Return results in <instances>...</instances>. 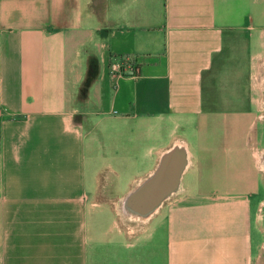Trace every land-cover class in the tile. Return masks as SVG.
I'll return each mask as SVG.
<instances>
[{
  "label": "crops",
  "instance_id": "0c3cea01",
  "mask_svg": "<svg viewBox=\"0 0 264 264\" xmlns=\"http://www.w3.org/2000/svg\"><path fill=\"white\" fill-rule=\"evenodd\" d=\"M95 1L0 0V264H264V0ZM175 143L178 190L128 214Z\"/></svg>",
  "mask_w": 264,
  "mask_h": 264
},
{
  "label": "water",
  "instance_id": "95a60500",
  "mask_svg": "<svg viewBox=\"0 0 264 264\" xmlns=\"http://www.w3.org/2000/svg\"><path fill=\"white\" fill-rule=\"evenodd\" d=\"M187 163V152L183 145L175 143L166 149L152 173L126 195L123 202L126 212L142 219L148 218L178 190Z\"/></svg>",
  "mask_w": 264,
  "mask_h": 264
},
{
  "label": "rangeland",
  "instance_id": "374dc122",
  "mask_svg": "<svg viewBox=\"0 0 264 264\" xmlns=\"http://www.w3.org/2000/svg\"><path fill=\"white\" fill-rule=\"evenodd\" d=\"M101 2V0H99ZM262 127V122H257L256 123V130H261ZM215 128H216V132H217V138L215 140V145H217V147L221 148V146H226V142L223 138L224 133H226V131H230L233 133L232 137L234 139V141L237 139V137L239 136L240 130L242 129L241 126L238 127V125L235 124V122L233 121V119L231 118H222L221 120L219 119L216 124H215ZM261 131H259L260 133ZM230 137V135H229ZM230 144V143H229ZM260 146H264V140H262L261 143H259Z\"/></svg>",
  "mask_w": 264,
  "mask_h": 264
},
{
  "label": "built area",
  "instance_id": "2783aa9c",
  "mask_svg": "<svg viewBox=\"0 0 264 264\" xmlns=\"http://www.w3.org/2000/svg\"><path fill=\"white\" fill-rule=\"evenodd\" d=\"M109 72L112 76H123L124 74L136 76L139 73V68L136 60L125 56L119 62L111 63Z\"/></svg>",
  "mask_w": 264,
  "mask_h": 264
},
{
  "label": "trees",
  "instance_id": "16d2710c",
  "mask_svg": "<svg viewBox=\"0 0 264 264\" xmlns=\"http://www.w3.org/2000/svg\"><path fill=\"white\" fill-rule=\"evenodd\" d=\"M100 4H101V2L99 0H96L95 1V5H96L95 7H96V9L101 8Z\"/></svg>",
  "mask_w": 264,
  "mask_h": 264
}]
</instances>
